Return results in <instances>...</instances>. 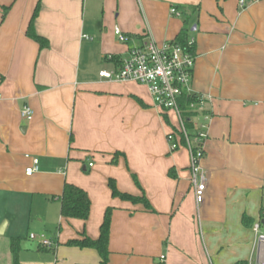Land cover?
<instances>
[{
  "label": "crops",
  "instance_id": "0c3cea01",
  "mask_svg": "<svg viewBox=\"0 0 264 264\" xmlns=\"http://www.w3.org/2000/svg\"><path fill=\"white\" fill-rule=\"evenodd\" d=\"M38 2L33 29L49 42L42 49L26 34ZM191 7L190 89L199 109L188 139L195 145L205 134L201 204L187 141L169 149L174 125L148 88L99 76L134 46L172 41ZM25 105L31 120L21 117ZM34 158L37 169L25 175ZM110 178L154 212L112 197ZM64 182L86 191L87 220L60 216ZM35 201L44 209L39 234L59 224L54 247L29 239L38 234ZM108 207L107 264H264V240L253 230L260 222L264 232V0H0V264H13L14 237H22L20 264H100L96 250L66 242L81 232L97 238Z\"/></svg>",
  "mask_w": 264,
  "mask_h": 264
},
{
  "label": "built area",
  "instance_id": "2783aa9c",
  "mask_svg": "<svg viewBox=\"0 0 264 264\" xmlns=\"http://www.w3.org/2000/svg\"><path fill=\"white\" fill-rule=\"evenodd\" d=\"M242 7L245 0H238ZM171 13L178 14L176 9L172 8ZM114 33L118 36L120 42H126L127 37L122 34L118 27H114ZM193 40L190 39V42ZM195 57L191 56L184 48L173 42H165L157 45L153 41H147L142 45L134 46L129 51L128 58L121 60L119 65L112 71L103 70L99 76L109 81L125 82L131 81L145 85L153 97L154 105L161 111L172 110L176 113L180 127L187 141L190 151L191 176L190 184L194 189L196 204H201L204 199L206 189V176L200 166L203 157L202 141L205 134L199 131L197 143L191 145L188 134L180 118L177 99L182 93H191L190 82L192 78ZM21 117L25 120H31L33 111L25 105L21 109ZM167 143L171 151L180 147L178 138L170 131L166 135ZM32 166L25 169V175L30 176L37 169V159H32ZM92 166V163H89ZM264 228V227H263ZM253 230L260 240H264V232L260 222L253 225ZM30 240H35L42 247L51 248L55 243L47 239L44 234H29ZM164 260V256H160Z\"/></svg>",
  "mask_w": 264,
  "mask_h": 264
},
{
  "label": "trees",
  "instance_id": "16d2710c",
  "mask_svg": "<svg viewBox=\"0 0 264 264\" xmlns=\"http://www.w3.org/2000/svg\"><path fill=\"white\" fill-rule=\"evenodd\" d=\"M40 9V3L38 2L33 11L29 27L26 31V34L29 38L37 42L40 48H48L49 42L47 39L37 35L33 29V22L36 19ZM198 7H191L189 13H182L184 25L183 28L178 32L175 38L170 41L178 44L185 49L191 56L195 57V43L190 42L189 33L191 28V20L193 16L197 15ZM121 62V61H120ZM119 62V63H120ZM118 63V65H119ZM180 118L182 124L188 134V137H194L192 129V118L198 114L199 109V100L192 93H182V95L177 99ZM162 112L165 118V121L168 123L167 113ZM171 131L174 133L175 137L178 138L180 146L185 144V138L182 132L171 125ZM169 175H172L171 170L168 172ZM135 184L141 188L138 184L137 179L133 176ZM108 186L111 192L112 197H117L122 200L130 201L134 204H142L145 209L153 211L154 209L144 195H132L129 193L121 192L116 187L114 179L110 178L108 180ZM58 202L60 206V216L63 219H79L85 221L89 217L90 211V199L85 190L82 188L68 182H64L62 186V191L58 197ZM111 212L112 208L108 207L105 209L102 221L99 225V233L97 238L92 239L87 236L84 232H81L80 238L70 239L66 242L67 245L78 247V248H91L97 251L100 257V264H107L109 257L108 243L110 236V225H111ZM22 237H14L11 240L10 248L12 252L13 264H20L17 260V252L19 250V241Z\"/></svg>",
  "mask_w": 264,
  "mask_h": 264
},
{
  "label": "rangeland",
  "instance_id": "374dc122",
  "mask_svg": "<svg viewBox=\"0 0 264 264\" xmlns=\"http://www.w3.org/2000/svg\"><path fill=\"white\" fill-rule=\"evenodd\" d=\"M167 117H168V120L170 121L169 122L170 125L173 124L175 127L179 126L178 117L174 111L169 110L167 112ZM42 208H43L42 203H39L37 201L34 202V209H33L32 217H31V225H32V229L38 234L40 232H42V231H38L36 229V225H39L38 220H39V218H41L40 216L44 214V209H42ZM58 225H59L58 222L46 224V226L44 227V230H43V232L45 231L44 233L46 235V238L51 240L57 236V234L59 232V226ZM60 229H61V232L64 230L63 224H61Z\"/></svg>",
  "mask_w": 264,
  "mask_h": 264
},
{
  "label": "water",
  "instance_id": "95a60500",
  "mask_svg": "<svg viewBox=\"0 0 264 264\" xmlns=\"http://www.w3.org/2000/svg\"><path fill=\"white\" fill-rule=\"evenodd\" d=\"M263 225H264V220L262 221ZM3 231V226L0 228V233Z\"/></svg>",
  "mask_w": 264,
  "mask_h": 264
}]
</instances>
